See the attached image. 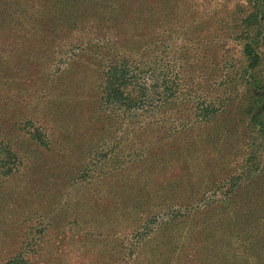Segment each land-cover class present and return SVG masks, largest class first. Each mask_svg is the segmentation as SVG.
Segmentation results:
<instances>
[{"label": "rangeland", "instance_id": "374dc122", "mask_svg": "<svg viewBox=\"0 0 264 264\" xmlns=\"http://www.w3.org/2000/svg\"><path fill=\"white\" fill-rule=\"evenodd\" d=\"M248 1L172 0L170 13L178 17L171 19L164 16L169 3L163 0L156 49L149 52L147 46L145 56L155 57L157 79L170 91L160 83L153 115L120 117L103 133L91 120L92 107L79 105L87 103L81 93L95 83L92 59L115 40V30L87 29L96 24L89 0H60L55 14V7L45 6L25 45L41 66L23 64L20 53L3 45L0 112L7 117L0 116L6 146L0 149V264H193L198 210L205 214L207 233L218 243L223 237L225 264H264V133L258 125L264 124V91L254 88L255 80L264 85V16L255 64L244 53L243 26L237 20L235 28L219 23L243 18ZM185 7L192 10L188 18L182 15ZM82 76V84H73ZM245 91L257 105L235 129ZM227 98L234 101L217 122L194 127V135L226 140L219 151L209 144L189 156L190 183L204 184L197 201L164 209L161 181L176 168L166 161L159 127H189L206 106ZM29 120L40 135L32 133ZM235 139L237 145L228 144ZM219 154L227 155L223 164ZM209 159L221 162L219 170L203 166ZM229 170L233 182L224 179ZM238 235L246 238L242 244ZM236 251L244 257L235 260Z\"/></svg>", "mask_w": 264, "mask_h": 264}, {"label": "trees", "instance_id": "16d2710c", "mask_svg": "<svg viewBox=\"0 0 264 264\" xmlns=\"http://www.w3.org/2000/svg\"><path fill=\"white\" fill-rule=\"evenodd\" d=\"M166 1L169 3V9L166 11L168 13L164 15V6L161 4L163 0H89V12L96 16V21L93 20L96 24H90L91 26L87 24V29L98 27L101 30L105 28L106 30L104 31L115 30V40L107 43L102 52L96 53V56L92 59L93 62L91 64L95 66V69H93V81L95 83L93 87L90 86V89L81 93L82 101H87V103L79 105V109L92 107L91 120L94 121L93 124L95 126H99V123L101 124L99 132L108 131L106 125L112 124V122L119 120L120 117L135 121L137 118L146 119L149 118V114L153 115V112L158 110V107L155 106V99L158 89L162 87L160 83L163 84V87L169 93L170 90L167 84L158 81L160 80L159 77L157 79L155 57L148 59L145 56V48L147 46L149 52H153V49H156L158 41L156 34L160 27L162 14L165 17L170 16L171 19L178 17V14L170 13L173 10V8L171 9L172 0ZM55 2L56 0H0V49L2 50L3 45H5L15 54L20 53L18 58L20 57V61L23 64L26 63L27 66L34 64L35 66L33 67H36L38 64L41 66L42 61L36 58L35 51L30 46L25 48V45H29L30 39L35 36L33 23L41 19L45 6L48 5L49 9L55 7L53 14L59 10L60 0ZM248 2H250V5L245 9L243 18L238 20L235 17L236 15H234L232 18L226 17V22L220 20L219 23H224L228 27L232 26L235 28L238 24H234L233 21L237 20L236 22L240 24L238 26H243V35L246 41L244 53L247 60L254 61L253 63L255 64L258 61L256 51L260 43L259 41L263 40L261 36L263 35L262 17L264 16V12L260 8L264 7V0H249ZM191 12L190 7H185L182 10V15L188 18ZM83 22H86L85 19H83ZM170 22L172 21L170 20ZM51 30H55V26H52ZM211 42L213 41L209 43ZM130 45L134 49H131ZM2 55L3 51L0 52V57H3ZM0 67L2 68L0 69V74L6 73V68ZM85 67L87 68V66ZM250 67L251 63L248 68ZM7 69L11 72L17 70V68L11 66ZM84 77L81 81L78 79L74 80L73 84H82L85 80ZM255 87L264 91V85L256 80L254 82ZM69 88L64 87L63 90ZM20 93L21 91L18 95H21ZM173 96L174 91L172 90L171 97ZM229 99L227 98L223 104L218 106H206L200 118L189 127L183 125L176 129H172L175 127L168 128L165 125L159 127L161 134H164L161 145L162 150L166 154L165 156H167L166 161L172 162L169 163V166H175L176 168L175 175L170 174L167 176L168 174H166L163 175V178L161 177L162 192L159 198L163 201L162 206L164 209L182 205L189 206L197 201V190L202 189L204 184L196 188V186L190 183L192 175L188 168L189 156L194 154L193 149L197 146L196 151L208 149L209 144L215 146V151L216 149L219 151V144L222 142L225 145L226 140L224 138L221 139V142L220 139L207 140L204 138V134L201 136L194 135V127L203 129L206 125L217 122L221 115L228 111L229 104L234 101H229ZM239 101L237 111L243 118H239V123L235 124V129H238L240 124H245L244 116H249L257 105V101L251 99L249 91H245V94L242 98H239ZM6 108L8 109L7 105ZM5 112V110L1 111L0 116L6 118ZM30 120L26 123L31 125L32 133L40 135L38 129L34 128ZM258 125L264 133V124L258 123ZM144 128L148 131V136L152 135L150 123L147 124V128L146 125ZM135 131L134 128L132 133L135 134ZM245 140L248 141L244 135V142H246ZM231 143L228 144L231 146L237 145L238 140L235 139ZM5 147L2 144V140H0V149ZM226 156L219 154L217 159L221 160L223 164ZM234 156L236 157V154H232V157ZM247 161H249V156L244 163L246 164ZM203 162V166L206 169L210 165H216L214 168L217 167L216 169L219 170L222 166L221 162H213L210 159ZM223 176L229 182H233L236 179L232 174V170H229ZM237 176H242V173H239ZM223 183L226 185L225 180ZM231 191H233V188ZM234 196L235 194L232 192V198ZM232 198L229 199L231 200ZM224 201L228 200L224 198ZM196 216L198 220H196L195 224L198 228L197 235H199V241L196 243L198 250L196 257L192 259L193 264H225V261H222L224 252L219 245L224 240L223 237L221 236V242L218 243L213 233H210V235L207 233V222H205V214L202 210H198ZM238 237L241 240V244L246 239L244 237L241 239L239 235ZM235 238L237 237L232 236V240ZM207 239L209 241H205ZM254 253L255 251L251 255H247L252 258L255 257ZM243 257L244 254H241L239 251L234 252L235 260Z\"/></svg>", "mask_w": 264, "mask_h": 264}]
</instances>
